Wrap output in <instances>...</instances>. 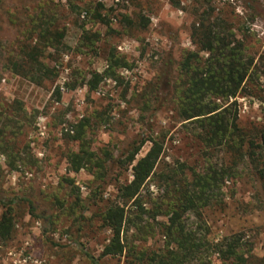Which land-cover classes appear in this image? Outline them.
<instances>
[{"label":"rangeland","instance_id":"374dc122","mask_svg":"<svg viewBox=\"0 0 264 264\" xmlns=\"http://www.w3.org/2000/svg\"><path fill=\"white\" fill-rule=\"evenodd\" d=\"M173 1L3 0L1 50L13 49L20 41L35 46L39 42L38 32L33 30L31 20L40 15L45 21L41 28L51 30L52 38L54 30L61 28L63 37L60 43L51 38L49 46L38 43L42 50L39 60L55 74L40 85L14 73L0 59V103L14 105L13 100H18L26 113L21 118L13 117L18 124L11 123L19 131L10 144L14 153L22 157L16 169L11 170L6 157L0 154V196L27 197L37 205V214L44 209L51 214L49 223L31 215L24 200L17 199L9 207L0 202V215L10 208L15 224L11 238L0 240V264H91L85 251L97 257L100 264H130V257L124 255L100 257L109 231L96 212L114 198L117 185L131 177V165L107 161L101 179L84 169L70 172L65 154L70 149L76 150L78 143L64 134L67 130L72 133L74 125L87 117L86 137L99 154L100 149L106 148L114 159L123 158L135 138L157 136L163 140L161 164L179 161L195 169L200 167L203 157L199 141L178 118L175 102L164 97L158 103L155 97L162 96L163 90L156 95L154 90L167 77L171 76L172 85L177 81L182 53L194 48L190 29L200 14L207 12L211 20L227 22L254 56L257 74L248 77L236 96L238 124L246 131L260 127L264 96V0H178V7ZM98 3L103 4L98 8L102 20L93 18ZM142 16L148 18L145 28L137 25ZM84 32L99 33V39L86 46L81 41ZM113 47L129 63V67L116 70L117 78H104L94 91H88L85 85L65 88L64 83L79 82L91 70L104 71ZM57 86L62 91L59 100L54 95ZM149 146L147 141L135 160ZM229 153L217 152L213 159L226 158L231 164ZM68 176L79 186L84 210L73 205L61 209L55 201L56 197L64 198V207L74 201V195H69L70 188L62 182ZM150 184L149 192L157 194L158 186ZM258 189L251 166L244 158L237 166L235 179L223 187V205L203 210L210 238L218 240L242 232L243 239L252 247L251 253L264 256V206L259 202ZM164 220V216H158L149 222L156 227ZM195 220L191 217L188 221L195 227ZM75 238L77 243L73 242ZM160 238L156 234L136 244L154 247L156 242L161 244ZM212 264H220L215 256Z\"/></svg>","mask_w":264,"mask_h":264},{"label":"trees","instance_id":"16d2710c","mask_svg":"<svg viewBox=\"0 0 264 264\" xmlns=\"http://www.w3.org/2000/svg\"><path fill=\"white\" fill-rule=\"evenodd\" d=\"M2 3L3 0H0V7ZM172 3L177 7L179 5L178 0ZM102 7V3L97 4L93 18L103 19L98 11ZM43 20L40 15L31 20V23L33 30L38 32L36 40L42 42V46L43 43L49 46L51 30L41 28L45 23ZM125 21L128 22L129 19ZM147 23L148 18L142 16L137 25L145 28ZM60 30L61 28L55 29L52 38L58 43L63 37ZM98 39L99 33L84 32L81 37L86 46H91ZM190 40L194 48L182 53L177 81L172 85L171 76L167 77L154 90L155 95L160 89L163 90L162 96L155 97L158 103L164 97L175 102L178 118L200 143L203 157L201 166L195 169L179 161L161 164L163 140L157 136L135 138L123 158L114 159L112 152L106 148L100 149L99 154L91 148V142L86 137L89 118L83 117L74 125L72 133L67 130L64 134L78 143L76 150L70 149L65 154L67 169L70 172L84 169L95 178L101 179L105 176L107 161L131 165V177L119 183L114 198L105 202L96 212L102 226L109 231L100 257L124 255L126 258L130 257V264H212V256H215L220 264H264V256L256 257L251 253L252 247L243 239L242 232H233L214 240L210 238L209 228L203 219L205 208L223 205V187L227 181L235 179L237 166L244 158L248 160L252 174L259 184L257 195L264 206V96L262 123L253 131H246L239 126L236 100L248 77L257 74L253 68L254 56L247 51L243 39L236 36L227 22L211 20L207 12L200 14L193 22ZM20 42L13 49H0V59L5 61V66L38 85L55 75L39 60L42 53L39 42L35 46ZM121 67H129V63L113 47L108 52L104 71L91 70L87 76L82 75L79 82L64 83L65 88L74 89L78 85H85L88 91H94L104 78H117L116 70ZM61 92L57 86L54 92L56 100L60 99ZM12 103L14 105L0 103V154L6 157V163L11 170L16 169L18 160H22V157L14 153L13 145L10 144L19 131L14 130L15 125L11 123L18 124L13 119L14 116L21 118L26 115L21 102L13 100ZM147 141L150 142L148 150L135 160ZM221 151L230 152L231 164H228L226 158L213 159ZM62 182L70 188L69 195H74L75 199L69 206L64 207V198L56 197L58 206L61 209H70L72 205L73 208L80 206L84 210L85 207L81 204H85L80 198L79 186L75 185L74 178L63 177ZM151 182L158 186L157 194L149 192ZM17 199L28 203L31 215L47 219L51 223L48 210L44 209L41 214H37V205L32 199L21 196L5 199L0 196V202L7 207ZM158 216H164L165 220L159 221L154 227L149 220L154 221ZM191 217L196 219L195 227L188 221ZM14 225L10 208L4 210L0 215L1 241L11 238ZM156 234L161 237V244L156 242L154 247L136 244V241L145 242ZM73 242L77 243L76 238ZM78 244L81 245L80 242ZM84 254L91 264H100L98 258L88 251Z\"/></svg>","mask_w":264,"mask_h":264}]
</instances>
